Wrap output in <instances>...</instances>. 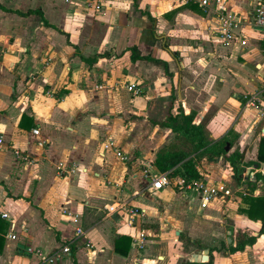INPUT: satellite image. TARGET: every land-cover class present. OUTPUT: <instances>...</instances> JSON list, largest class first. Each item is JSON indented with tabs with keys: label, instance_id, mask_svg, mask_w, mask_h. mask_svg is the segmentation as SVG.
<instances>
[{
	"label": "crops",
	"instance_id": "0c3cea01",
	"mask_svg": "<svg viewBox=\"0 0 264 264\" xmlns=\"http://www.w3.org/2000/svg\"><path fill=\"white\" fill-rule=\"evenodd\" d=\"M254 3L229 0L245 21L236 40L224 46L216 16L197 1L0 0V264H139L143 255L166 258L164 240L176 223L172 217L167 227L155 202L171 212L182 196L173 188L151 190L145 170L150 164L159 171L158 151L175 140L172 129L162 126L167 116L193 113L210 143L227 137L233 141L230 152L239 149L246 162L257 159L264 120L243 98L254 91L264 95V31L252 25ZM29 10L36 12L22 14ZM134 46L162 62L133 61ZM100 54L94 62L86 60ZM129 83L137 84L139 94L127 89ZM108 137L130 161L104 148ZM15 150L29 159L18 158ZM61 161L79 169L60 176ZM197 165L209 181L238 187L224 156L201 157ZM263 165L250 166L260 172ZM250 166L245 181L256 180ZM242 188L246 194L249 184ZM263 189L259 181L254 191L259 195ZM225 201L219 197L207 209L219 210ZM133 206L145 213L131 219ZM68 211L80 215L85 236L76 234ZM222 215L216 218L221 225L228 217ZM232 220L258 242L226 258L208 247L214 264H264L262 222L240 211ZM121 236L132 239L128 255L115 249ZM67 244L70 254L53 263L30 251L49 254Z\"/></svg>",
	"mask_w": 264,
	"mask_h": 264
},
{
	"label": "trees",
	"instance_id": "16d2710c",
	"mask_svg": "<svg viewBox=\"0 0 264 264\" xmlns=\"http://www.w3.org/2000/svg\"><path fill=\"white\" fill-rule=\"evenodd\" d=\"M36 10H29L22 14H31ZM264 48V39L261 41ZM133 61L138 59L155 60L150 56H142L137 46L131 48ZM104 54L96 55L95 57L86 59L87 61L94 62ZM162 62L161 60H155ZM166 70L168 66L164 63ZM195 115L193 113L186 114L181 110L177 115L169 114L162 126L171 128L175 133V140L169 145L162 147L156 156L155 165L160 172H169L172 177H184L188 180L201 179L204 175L200 171L197 162L201 157L209 161H216L220 156H224L230 163L233 169V178L238 186L243 187L245 183L249 184V189L246 194H242L244 206L240 211L246 214L250 219L260 220L262 228L260 233H264V193L254 195L253 191L257 188L259 181L264 183V170L255 174L256 180H244V172L247 167L252 164L264 163V137L261 138L257 159L254 161H245V155L239 149L230 152L227 150L228 143L233 146V141L227 137L210 143L205 137L204 123L196 124L194 122ZM250 178V177H249ZM251 184H253L252 187ZM257 241V236L241 233L237 235L236 241H233L228 249L231 253L244 250L246 245H252ZM132 239L127 236H121L116 239L115 249L117 252L128 255L131 249ZM124 247V249H123ZM198 248L204 250L206 246L199 244ZM213 249H210V260L208 262H192L189 259H183L177 264H214Z\"/></svg>",
	"mask_w": 264,
	"mask_h": 264
},
{
	"label": "built area",
	"instance_id": "2783aa9c",
	"mask_svg": "<svg viewBox=\"0 0 264 264\" xmlns=\"http://www.w3.org/2000/svg\"><path fill=\"white\" fill-rule=\"evenodd\" d=\"M181 3H189L190 1H197L206 14L212 13L216 16L218 21L217 33L221 43L224 46L231 45L237 38V32L242 23L245 21V16L233 11L230 8L229 0H177ZM91 4V3H90ZM97 9L101 5H96ZM252 25L264 31V0H255L252 8ZM127 89L135 94H139V88L136 83H129ZM244 103L247 107L253 108L260 119L264 120V95L262 91L249 92L243 95ZM35 134H39V129H34ZM3 136H0V144H3ZM42 144V142H40ZM103 146L105 149H113L117 157L122 161L128 162L131 157L124 152L117 144V141L108 137L104 140ZM18 158L28 160L29 157L23 154L20 150H15ZM148 169L145 170V176L150 180V189L154 191L163 190L166 188H173L179 192L184 198L188 199L191 203L196 204L200 209H207L217 198L224 197L230 194L231 190L225 183L211 182L206 178L188 180L184 177H172L169 172H159L152 170V165L148 164ZM57 173L60 176H70L79 169L77 163H65L63 161L57 164ZM131 219L134 216H140L145 213L139 207L133 206L128 209ZM72 222L76 225V234L85 236L83 227L79 224L80 215L73 214L68 211ZM3 217H8L6 213L2 214ZM132 222V221H131ZM15 239L16 235H10ZM90 247L93 244L89 242ZM136 245L139 247L144 246V239L139 238L136 240ZM30 251L39 257L46 259V261L53 263L61 257V254H70V245H64L60 250L53 253H45L41 249H30Z\"/></svg>",
	"mask_w": 264,
	"mask_h": 264
},
{
	"label": "rangeland",
	"instance_id": "374dc122",
	"mask_svg": "<svg viewBox=\"0 0 264 264\" xmlns=\"http://www.w3.org/2000/svg\"><path fill=\"white\" fill-rule=\"evenodd\" d=\"M223 163H226V161H224ZM261 167L262 168H258V169L260 170L264 169V165ZM249 170L254 171L253 177L257 172H259L256 171V168L254 167L249 168ZM229 188L231 192L230 194L225 196L226 201L224 202L223 207H221V209L219 210H216L214 207L207 210L206 209L199 210L197 208L191 207L187 203V201L184 200V197L182 195H181L182 197H180V195L178 196L179 199L177 200H179L180 203L176 208H172L171 212L170 211L165 212L166 208L160 206V204L155 202V207L161 214L160 216L166 217L164 219V222L167 223V220L170 221L172 217L175 218L174 221L176 224H173L175 228L171 227L170 237L165 238L164 240V242L166 243V247L164 248V252L163 254H161V256L163 257L166 256V258L165 257L158 258L157 254L153 258L149 255H143L142 260L140 261L139 264H176L181 259L190 258L193 253H202L203 250H200L198 248V245L201 243L206 245V247H212L222 257L224 258L229 257L230 251L228 247L233 241H235L237 235L241 233H246L248 235H251L250 229L247 230L246 227L243 228V227L235 226V223L232 222L234 221L232 219L234 218L236 212L240 211V209L244 206V202L242 200L240 202V200L238 199V197L243 198L241 196L244 193L242 190L243 188L240 186L236 187L235 184H231ZM233 188L236 189V192L232 191ZM261 191L262 193L260 194H263L264 189ZM253 194L256 195L257 193L253 191ZM227 203L229 204L226 205ZM220 213L221 215L224 214L228 216L223 220L224 222L222 225L220 224V221L216 219L218 217L222 219ZM240 213L242 212L240 211ZM169 223H167V227L169 226L170 228ZM175 229L181 230V237L176 235ZM257 242L258 240L256 241V243ZM248 246H252V245H248ZM246 248L247 247H245L243 252L246 250ZM247 252H248V256H246V259H248L249 262H252L254 260L252 249H248ZM176 253H179L182 256L178 255L175 256L177 258H171V255H174ZM213 256L215 255L213 254ZM240 258L241 257L239 256V257H234L233 259L235 260L236 263Z\"/></svg>",
	"mask_w": 264,
	"mask_h": 264
},
{
	"label": "water",
	"instance_id": "95a60500",
	"mask_svg": "<svg viewBox=\"0 0 264 264\" xmlns=\"http://www.w3.org/2000/svg\"><path fill=\"white\" fill-rule=\"evenodd\" d=\"M264 133V129H263ZM227 150L230 149L229 146L226 147ZM249 175L245 177V179H248ZM209 248H205L202 253H193L191 255L190 261L192 262H208L210 260V255H209Z\"/></svg>",
	"mask_w": 264,
	"mask_h": 264
}]
</instances>
